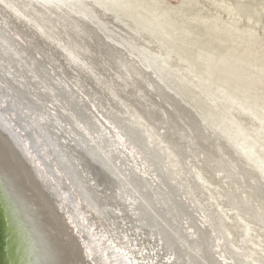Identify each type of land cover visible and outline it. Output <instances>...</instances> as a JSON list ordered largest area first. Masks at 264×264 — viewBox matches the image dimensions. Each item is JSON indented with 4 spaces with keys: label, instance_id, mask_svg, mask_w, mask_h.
I'll use <instances>...</instances> for the list:
<instances>
[{
    "label": "rangeland",
    "instance_id": "374dc122",
    "mask_svg": "<svg viewBox=\"0 0 264 264\" xmlns=\"http://www.w3.org/2000/svg\"><path fill=\"white\" fill-rule=\"evenodd\" d=\"M55 1L61 2L62 0H55ZM63 1L69 3L68 9L71 12L83 14L84 16L87 17V21H89L92 25L94 24L97 28H99L100 30L97 31L98 35L101 34V35H103V37H106V38L108 36L109 38H111L112 42L118 48L123 50L125 53L130 52L132 54V56H130V58L133 57L136 59V62H137L136 65L137 66L145 69L148 64L152 65V66H149L152 68V70L151 69H149V70L154 75L155 74L161 75L164 79L163 84L165 85V87L170 88V90L173 91L182 100V102L186 103L190 109L194 110V112L192 111L193 112L192 114L195 117H197V116L200 117L204 121V123L207 125V126L203 125V123H201V122H200L201 124L199 123L200 126H202V128L205 126L207 127V130L205 128H203V130H204V134H203L202 133L203 130L199 126V128H200L199 132H200V130H202V132H201L202 136L208 137V138L205 137L206 139H208L207 144L211 145L212 140L210 138L212 136L214 137L215 135H213V133H215L216 135L219 136V138L221 139L223 144L225 142L227 144V146L231 149L229 152L227 151L229 153V154H227L223 150H221V148L219 146H217V145L214 146L215 145L214 142L211 145V147L214 149H212L210 147V145L208 146L207 144H205V146L207 145L206 151L211 152V154H214L213 151L215 150V148L217 149V151H219V152H217L215 150V155L218 153L216 156L213 155L215 158L218 159L219 156L221 157L220 154H222V157H225L224 160L225 159H227V160L224 161L222 159L223 161H221V158H222L221 157L217 162V164L220 162L217 166L219 171L215 167L214 168L217 170H215L214 168L210 170L211 172H213L214 176L216 175V177L214 178L215 180H213V178H211L212 179L211 181L213 182L212 187H210V185H208V182L205 181V180H207V178L206 179H205V177L202 178V176L200 175V178L207 183V185L206 184H204V185L209 187V189H211L212 191L214 190V188H215V190L213 191V193H214V196H213V193L211 190L208 189L209 190L208 191L207 189L202 188V190H201L202 195L205 198L203 196H201V198L204 200L206 199V201L208 203L206 206L207 207L209 206L210 208H207L205 206L199 207L197 205L199 207L198 208L196 205H194L195 203L192 201V199L194 200V198L191 199L192 194H190L188 192V190H187L188 184H186L185 181L180 182V183H179V181L178 182L176 181L175 183H172L174 181L171 182V180L168 177L170 173L167 174V172H165V170L160 167L159 168V169H161L160 174L163 173V176L165 174H167L169 182L166 180L167 179L166 175L164 176V179L167 181L168 184H170V186L172 187V190H174V191H172L171 189H169L170 187L167 188L168 185L166 183H162V184L160 183L161 182L160 181L161 179H159L160 174L156 173L157 171L155 172L156 174H159L158 177L156 176L157 179L154 176H152V174L149 175L150 171L147 170L148 168L145 165V160H143L144 157L143 156H135V154L133 155L134 152H131V148L129 149L128 148L129 145H128V143H126V141L127 142L129 141V138H131L132 136L134 138L136 135H138V131L133 129L132 127H130L128 125L126 126L125 124H127V123H125L123 126H122V124L121 125L118 124L119 126H116V124H113L111 122V120L109 118H107L110 116L104 112V109L102 107H100L97 104V102H95V100L91 97V94L85 90V88L87 90H90L92 88V82L89 84H86L85 82L82 83L80 86L83 88V90H81L80 86H78L76 84V81L74 78V73L71 72L72 70H70V72L68 74H61V77L63 78L64 82L75 93H78V95L81 97V99L85 102L86 106L90 109V113L92 114V116H94L99 121L100 127L102 129H104L103 134H106L108 132L109 133L106 134L107 136L109 134H111L108 137H110L112 142L114 141L113 144L115 146L113 145V147L111 148L112 150L110 149L112 152H109L110 150L108 151L107 149H104V146H102L101 144L100 145L98 144L99 146L94 144V142L92 140H90L91 139L90 133H89V135H90L89 136L80 130L82 135L83 136L85 135L84 137L86 138V140L88 139L90 141L89 142L90 144L88 142L87 143L89 145H91V144H93V146L95 145L97 147L96 149L98 150L100 155H103L104 157L106 155L110 154L111 159L113 157L115 158L116 153L120 154V151L122 150L121 154L123 155V157H124L123 161L126 164L125 163L122 164V162L117 161V160L111 161L110 157L106 156L110 159V162H107V164L109 166L111 164L110 167H113V165H114V167L112 169L114 170L115 173H117V176H119L120 178L122 177L121 176V173H122L121 168L125 169L126 172L124 170H122V171H124L122 173V175H125V179L127 178L126 181L128 180L127 181L128 183L130 181L129 184L127 183L128 187L126 186V188H129L130 190H132L131 192L133 194H134V192L135 193L137 192L136 194H138V195L134 194V196H136V198L139 197L138 201L141 198L140 202H143V203L147 204L148 206L151 205V206H149V209L147 212L151 211L150 208H152V210H154V212H157V214L156 213L152 214L153 213L152 211H151L152 213L146 212V215L148 216V217L146 216L147 219H149V214H150V217L152 216L151 218L154 219L153 221H152V219H150L151 221L147 220V223L149 225H151V222H153V224H152L153 229H155L156 222L157 221L159 223L162 222L161 223L162 224L161 225V227H162L161 232L162 233L164 232L163 234H165V235L161 234L160 231H158L159 232L158 233L157 230L155 229V232H157L159 234V235L156 234L155 237H156V239H158L159 237H161V238L165 237V239H162V242H161V238H159L160 239L159 246L162 245L163 249L165 248L163 250L164 253L166 252L169 254V252H170V254L171 253L174 254V252H177V253H180V255L183 254L181 256L184 258L185 262L188 261V262H186L187 264H192V263H194V264H202L203 263L204 264L205 262H206V264H216L218 262H219L218 264H225L226 261H228V262H226V264H228V263L229 264H238V263H240V264L241 263L242 264H254L256 261H259L256 258L258 253L264 254L263 253L264 252L263 251L264 250V244H262L264 241V239H263L264 238L263 237L264 236V234H263L264 233V230H263L264 220L261 221L262 217L264 218V216H262V213L264 212V211H262V207L264 209V205H263L264 204V190H263L264 189V170L262 169L261 166H259V165L263 164L262 161L264 162V157H259V156L257 157L253 153L252 157L256 158L255 161H253L251 156H249V155H251L249 148H250L251 143L254 144V141H251L250 145L242 144V137H240V136H241V134H249L253 137V140L255 138V142L257 144L258 139H256V136H255L256 132L258 133V130L264 132V0H63ZM96 9H101V10H103V12L105 11V13L107 14V17H108V14L109 15L111 14L110 17H112V18H110V19H112V20L110 21V19L106 18L105 16H104L105 19H103V18H102V20L99 19L98 14L95 15V13H94ZM100 13H102V11ZM1 21L2 20L0 19V22ZM0 28H1V26H0ZM3 28H5L7 31H9V33L11 35L14 34V33H12V30L10 28H7L5 26ZM6 30H5V32H7ZM104 32L105 33L107 32L108 34L105 35ZM1 35L3 36V34H1ZM61 37L63 38L62 35H61ZM15 38H17L19 41H21V43H25V42H23L24 40H22L20 37L15 36ZM64 38H65V36H64ZM113 38L116 41H114ZM138 40H140V41H138ZM90 46H92V45H90ZM89 53H91L92 56ZM92 53H93V50L91 48V52L88 51V56L91 58H87V60L90 59V62H93V61H95L94 59H96V57H98L100 61H103L102 60L103 57L101 55L100 56L98 54L93 55L94 53L93 54ZM128 55H130V54H128ZM105 56L106 55H104V57ZM37 57H39L38 54H37ZM105 60L108 61L109 59L107 57H105ZM13 61L19 62L20 60L19 61L13 60ZM96 61H97V59H96ZM22 63L23 62L20 61V65ZM48 63H49V64H47L48 66L46 65V67L48 69L54 68L56 71H60L57 63H55L53 61H48ZM24 65L25 64L22 65V69L26 73H28L29 75L32 76V74L29 73L31 71L26 69L25 68L26 65L25 66ZM17 66L19 67V64ZM101 66H102L101 71L103 74L100 73L99 71L96 72L93 69H91L95 75H98L97 78H99V80H96V83H95V91H96V86H98V83L105 82V84H102V85H108V87H110L111 90L114 87L117 88L114 90L117 91L115 98H116V102L119 104V106L122 107L121 106L122 103H124L126 105V103L124 102V99H122V98H124L123 96L126 95L125 92H128V88L123 89L122 85L125 82L129 81L128 82L129 88H134L136 86V84L131 85L132 84L131 78L126 76L125 72L123 73L122 70L118 69V66L116 67L112 63H109V62H108L107 67L104 64ZM132 75H133L132 78L135 79V83L137 80V81L142 83V84H140L141 87H143L144 84L146 85L143 88L144 91L142 92V95L144 98H146V96H148L147 98L149 99V101L153 102L155 106L150 104V107H149L150 110H149L148 106H147L148 105L147 100L145 102V99L142 100V98L140 99V98H138V96L127 95V96H125V98H127L128 106H133V105L137 106L136 108H139L140 111L143 109L142 114L145 116L144 117L142 116V117L145 121L144 124H145L146 128H149L152 133L155 131L157 132V130H158L157 133H158V135L161 136V138L163 137L161 139V141L164 144L167 141L169 148L174 149V151H176V152H177V149L179 148L180 153L182 151V153L181 154L179 153L180 155L178 154V156H179V159L182 158V162H184V165L187 166V167L185 166L187 168L186 171L189 170V176L188 177L190 178V182H192V174H191L192 173V162L194 163L196 169H198L196 172L198 174H200L201 173L200 170H202L200 168L202 167V163H204V161H202L201 164H199L200 162L196 161L194 154H192V156H191V150L185 151L183 148V146H184L183 139L185 141V139L187 137L188 141L186 140L185 144H186V142H188L187 143L188 145L191 144V145H189L190 149H192V148L195 149V147H196L197 149H195V150L192 149V152L195 153V155L198 152L199 154L197 153V155L199 156L200 159H202L201 158L202 155H200V154H202L203 152L202 151H200L201 153L199 152L200 148H198V147H200V146L197 144V143H199V141L196 144L193 143L192 140L195 137L193 136L194 137L193 138L192 134L191 135L189 134L192 132H190L191 130L187 129L188 127H186L188 124L187 121H190L191 119L190 120L185 119V118H184V120H183V118L178 119L179 117L177 114H176V117H174V113H172L173 111H171V109H170L171 107L168 104L160 102L158 100V98L155 97V95H154L155 91H154L153 87H149L150 84L155 83L154 81H152V79L156 80L155 78H152V79L148 78V82H146V79L142 80L139 77L135 78L136 77L135 74H132ZM117 76L119 78L122 76L121 78H123L124 81H120V79H118ZM92 78H94V77H92ZM118 80H119V83L115 82ZM72 84H74V86ZM120 84H121V87H120ZM147 84H148V86H147ZM141 87H140V89H142ZM84 90L86 93L84 92ZM97 90H99V86H98ZM121 90H122V92H121ZM145 90H147V91H145ZM151 90L154 91V93ZM100 93H102V92H100ZM138 93H136L134 95H138ZM122 94H124V95H122ZM144 95H146V96H144ZM134 97L135 98L137 97V98L135 99ZM95 98H97V97H95ZM105 99H106V101H105ZM108 99H110V100H108ZM121 99L123 101H121ZM2 100H4V102H6L4 98H2ZM101 100L104 101L107 105H109V103H111V105H112V101H114L109 96L107 98L102 96ZM139 100H141V101H139ZM4 102H0V126H1L2 130L5 132L4 133L3 131H1L3 133L2 136L4 139H6V141L8 139V141L10 142V151L11 152L15 151L16 154L18 155L19 160L16 164L18 166L21 164L23 166L22 169H25L26 171H28V173L33 172L34 173L33 179H36L38 184L45 191V194L51 197V201L53 202L52 203L53 211H55L56 214L59 213L60 216H58V218L60 217L59 219L63 220V222L65 223L62 228H59L58 232L59 233L62 232V230L64 228V230L67 229L66 231L73 235L74 242L73 241L72 242L74 243L73 244L74 247L77 248L78 259H80V262L82 264H156L154 262L155 252H153L152 248L148 244L145 243V241L139 235V232L136 231L137 228L135 225L132 224V220L128 218V215L124 214V219L122 220L121 227L119 225H117L116 223L112 222V219L115 216L114 212L112 210H110V208L105 204L102 195L97 191V189H95V187L89 181H86L87 179L84 178L85 176H83V174L78 172V170L74 167L73 163L70 160L62 158V156H61V159H59V156H58L59 152L56 151L55 149L51 148V147H48V150H44V152H42V150H38V148H36V150H38V154H40V156H42V158H40V156H38V154H36V150H32V148H28V145L25 144L26 140H24V134L17 132L15 130L14 125H11L12 120H10V118H8V116H6V114H2V110H4V108H2V104H4ZM155 103H157V104H155ZM160 103H161V105H159ZM111 105H110V108H111ZM157 106L159 108L162 106L158 111L159 113L156 112L158 109ZM152 107H153V109L154 108L156 109V110L154 109L155 113L153 112ZM163 108H164V110H163ZM48 109L50 110L49 107H48ZM118 110H121V109L118 108ZM146 110H148V111H146ZM161 110H163L162 112H164V111L165 112L162 113ZM115 111L112 112L114 115H115ZM149 112H150V114H152V116L149 114ZM229 112H232L234 116H236L238 114L239 117H241L242 121L246 122L245 123L246 125H242L236 119H233L235 117L231 116L229 114ZM12 114H14V110H12ZM172 114H173V116H172ZM192 114H191V118H192ZM114 115H113V117H114ZM146 115H148V117ZM163 115H165V117H166V115H168L167 117H169V118H164V119H168V120L170 119V121H168V120L165 121L163 119ZM128 116H129L128 114H125L122 117L127 118ZM156 116H158V117H156ZM189 116H188V118H190ZM154 117H156V118H154ZM244 117L246 119H244ZM149 118H151V119H149ZM175 118L178 120H175ZM22 120H24V118H22ZM76 120H77V118H76ZM123 120H125V119H123ZM162 120H164L165 123ZM69 121H70V123H72V121L70 119H69ZM151 121H153L152 124H151ZM160 121L163 124H161ZM147 122H148V124H147ZM166 122H168V124ZM171 122H175L176 124H174V123L171 124ZM231 122L237 123L236 127L240 131V133L238 135L230 133L227 130L228 128L235 127L231 124ZM153 123L156 126L157 130L154 129L155 126H153ZM183 123H184V126H183ZM225 123H229L228 127L226 126ZM173 124H174V126H173ZM251 124H254L255 127L252 126ZM74 125H75V123H74ZM163 125L165 128L163 127ZM71 126H72V124H71ZM75 126L77 127V125H75ZM150 126L151 127L153 126V127L151 128ZM160 126H162V127H160ZM177 126L179 128H181L180 131L183 133L184 136L182 134H179L180 131L177 129ZM105 127L107 129H109L110 131L106 130ZM123 127H125V128L123 129ZM168 127H170L172 130L175 128L176 129L172 131ZM253 127L255 129H253ZM166 128H168V129H166ZM182 128H183V130H182ZM197 128H198V126H197ZM123 130H124V132H126V130H127V133L129 132L128 133L129 137L122 134ZM129 130L132 133H130ZM168 130H169V132H168ZM170 130L172 133L170 132ZM163 131H165V132H163ZM185 131L187 133L189 132L188 135ZM133 132H135V134ZM205 132H206V134H205ZM207 132L209 133V135L210 134L211 135L210 136L207 135L208 134ZM163 133L164 134L167 133L165 135L167 137H168V135L171 136L172 134H174L175 136L172 135L171 137L169 136L170 138L169 137L167 138L163 135ZM120 134L124 135V136H121ZM129 134L132 136L130 137ZM117 135H120L121 138ZM122 137L125 138V139L123 138L124 141H123ZM177 137H178V139H177ZM238 137H240V138L238 139ZM165 138L167 140H165ZM179 138H181V139H179ZM191 138H193V139L191 140ZM174 139L177 142H174L175 141ZM168 140H169V142H168ZM194 140H195L194 142H196V139H194ZM209 140H211V141H209ZM121 141H122V143H121ZM218 142H220V141H218ZM239 142H240V145H239ZM110 144H111V142H110ZM110 144L108 143V145H110ZM200 145H201V143H200ZM202 145L204 146V144H202ZM114 147H116V148H114ZM118 147H119L120 151H119V149H117ZM145 147H144V149H147V147L146 148ZM262 147L264 149L263 144H262ZM126 148H128V151ZM207 148H209V149L211 148V149L207 150ZM115 149L118 150V152H116ZM179 149H178V151H179ZM30 150H32V152H30ZM143 151L145 152L146 150H143ZM144 152H143V154L145 155L146 152L145 153ZM111 153H113V154H111ZM235 154L238 156V157L236 156L237 159L235 157ZM243 154H244V156H243ZM126 155H127V158H126ZM184 156H186L185 157L186 159L188 158V156H191L189 158L190 160L189 159L184 160L183 159ZM239 156L244 160H242ZM233 157H235L236 160L233 159ZM114 158H113V160H114ZM125 158L130 160V161L126 160ZM134 158L137 159V161ZM140 158L142 161L140 160ZM238 158H240L241 161L246 162V165L251 170L255 171V172L250 171V173H251L250 176L252 178L250 176L248 177L249 173L246 174L245 172H243V170H241V171L243 173H245L247 176L245 174H243L242 172L239 173L240 172L239 167L241 168V165L243 167V164L238 160ZM232 159H233V161H232ZM106 160H107V158H106ZM237 160L239 161V163ZM140 161L142 163H140ZM150 162H151V160H150ZM188 162L191 163L190 168L188 166V164H189ZM223 162L225 165L223 164ZM226 162H227V165H226ZM258 162H259V165H258ZM112 163H113V165H112ZM195 163H197V164H195ZM151 164L155 165L152 162H151ZM237 164H240V166L237 167L238 166ZM126 165H128V167L130 166L129 167L130 169ZM221 165H223V166H221ZM119 166H122V167H119ZM219 166H220V168H219ZM131 167H133V169ZM223 167L226 170L222 171ZM118 168L120 170H118ZM227 169H229V170H227ZM117 170L119 172H117ZM130 170L133 172V173H131V175L129 174ZM44 171H47L54 178H56V183L58 184V186L60 188H62L64 190V192H68V194H70V204H68V202H66L64 200V198H63V201L61 200V197L58 195V193L54 187L53 182L51 181V179L48 178V175ZM127 171H129V173ZM134 171L136 173L138 172V174H136ZM216 171H218V172H216ZM224 171H226L227 173ZM254 173H255V176H253ZM220 174H222V175H220ZM230 174L235 175L237 180L238 179L239 180L237 181L235 177L232 178L233 175H230ZM133 175H135L136 177L138 176L137 178H139V179H137L134 176L136 178V180H135ZM130 176H132L134 179L131 180ZM146 176H147V178H146ZM219 176L221 179L219 178ZM128 177H129V179H128ZM223 177H226V180ZM229 177H230V179H228ZM151 179L152 180L154 179V180L152 181ZM208 179H210V178H208ZM217 179H219L220 182H218ZM222 179H224L227 182V184H225L224 180H222ZM232 179L233 180L235 179L234 182ZM246 179H248V180L246 181ZM252 179H254L255 181L257 180V181L254 182V180H252ZM138 180H140L141 183ZM157 180H158V182H157ZM244 180H245V182H244ZM133 181L134 182L136 181L135 183L139 187L142 186V187H140V189H142L143 191H141L139 189V187L134 184ZM137 181H138V183H137ZM151 181H152V183H151ZM216 181H217V183H220V187H221L222 191L219 187L215 186ZM235 181L239 184H235L236 183ZM248 181L250 182V184L252 183L251 184L252 187H250L246 184V182L249 184ZM196 182H197V180H196ZM178 183L180 184L181 187L178 186L179 185ZM240 183H242V185H240ZM253 184H256V185H253ZM157 185H159V186H157ZM234 185H236V186H234ZM238 185H240V186H238ZM244 185H245V187H244ZM134 186L137 188H135ZM143 186H145V187H143ZM257 186H258V188H257ZM161 187L163 188V191H162ZM236 187L237 188L239 187L238 190ZM243 187H244V191L242 190ZM133 188H135V189H133ZM179 188H181V189H179ZM251 188L252 189L257 188V189L252 190ZM136 189H138L139 191ZM145 189H147V190H145ZM184 189L186 190L185 192H184ZM223 189H225V190H223ZM153 190H154V192H153ZM166 190L168 191L169 195L167 194ZM169 190H171L172 192ZM226 190H228V192ZM231 190L234 191L235 195H236V191H237V194L241 195V196H236V197H239V198H237L238 199L237 202L235 201V199L232 195L233 193ZM245 190H247L248 192ZM252 191L254 194L252 193ZM254 191H256V192H254ZM140 192H141V194H140ZM156 192H159L160 194L156 193ZM175 192H177V193H175ZM183 192H184V195H183ZM205 192H207V193L205 194ZM217 192H219L220 194ZM246 192L248 194L250 193L249 196ZM260 192L263 194V196ZM188 193L190 196L188 195ZM228 193H230L228 196L229 198L226 197L228 195ZM116 194H117V196H118V194L121 195L120 192H118ZM142 194L145 197L150 195L148 197H151V198H145ZM181 194H182V196H180ZM251 194H252V196H250ZM161 195L163 198L161 197ZM175 195L178 197V200L175 199L176 198ZM219 195H220V197H219ZM258 195L262 196V197H259ZM141 196H143V197H141ZM216 196H218V197H216ZM183 197H184V200L181 199ZM185 197H189L190 199L185 198ZM213 197H214V199H213ZM160 198H161V200H160ZM224 198L228 202H230V204L225 202ZM232 198L234 200H232ZM253 198H255L256 200H254ZM149 199H151V200H149ZM126 200L128 201L129 199L126 198L125 200H122V201H126ZM164 200H166V202ZM174 200H176V202H177L176 205H179L178 209H177V206L175 208V205L173 206L175 209H173V207H172V205L174 203L173 204H171V203ZM179 200L181 202L184 201V204H185V205L183 204L184 208L182 207ZM243 200H244V202H243ZM170 201H171V203H170ZM208 201H210V202H208ZM214 201H216V202H214ZM59 202H61L63 204L62 207L59 206V204H58ZM187 202H189V203H187ZM191 202H193V203L191 204ZM240 202H243V203H240ZM245 202H246V204H245ZM148 203H151V204H148ZM102 204H104V205H102ZM152 204L154 206H152ZM168 204H169V208H168ZM214 204H216V205H214ZM222 205L223 206L226 205V207H223ZM229 205L232 208H230ZM238 205H239V208H242V209L237 208V210L239 209L240 211L235 210L236 206L238 207ZM240 205H242V206L240 207ZM190 206H191V208H190ZM244 206H246V207L244 208ZM251 206H253L254 211H252L253 209L251 208ZM154 207L157 209H155ZM170 207H172V210L169 212ZM185 207L187 210H188L187 207H189V209L193 210L194 212L193 211L189 212V210L187 211L185 209ZM260 207H261V209H260ZM2 208H3V211H6L5 217L8 218L9 214L7 213L8 210H7V207L5 206V203L2 204ZM214 208H216V210H214ZM221 208H222V214L220 212ZM243 208L245 210H247L246 211L247 213L245 212V210ZM248 208H249V214L252 211L251 215L248 214ZM117 209H119V208L117 207ZM179 209L182 210L183 212H181ZM201 209H202V212H201ZM166 210H168V211H166ZM177 210H179V211H177ZM233 210H235V212ZM259 210L261 212H258ZM158 211H161V212L158 213ZM163 211L166 214H164ZM230 211H232V214ZM242 211H243V213H242ZM237 212L241 213L242 215L238 214ZM254 212H256V213H254ZM183 213H185V214H183ZM188 213H191V214L188 215ZM233 213L235 214V216ZM172 214H173V216H172ZM195 214L196 215L198 214V215L196 216ZM217 214H218V216H215ZM260 215H261V217H260L261 219L258 218V216H260ZM180 216H182V217H180ZM211 216H215V218H213ZM230 216H231V218H230ZM243 216H246V217L244 218ZM251 216L256 217L257 219L256 218L251 219L250 218ZM155 217H157V218L155 219ZM159 217H161L162 219ZM194 217H196V218H194ZM219 217L221 220H219ZM70 218H71V221H70ZM168 218L169 219L171 218V220H169ZM199 218L202 222H200ZM201 218H203V220H205L206 218L207 219H206V221H203ZM243 218H244V221L241 220ZM248 218H249V220H248ZM213 219H214V224H216V225H213ZM255 219L258 222L256 224H255V222H256ZM177 220H178V222H176ZM184 220H186V221H184ZM234 220H236V222ZM252 220H253V222H252ZM165 221L167 224L165 223ZM198 221L200 224L198 223ZM248 221L251 223L249 224ZM184 222L186 223V225ZM193 222H195L194 224L196 226L198 224V226H197L198 228L196 226L192 225V229H187V233H186L185 232L186 227L188 226V224H192ZM217 223H219V224H217ZM225 223H226L227 227H226ZM78 224H80L81 227ZM170 224H172V225H170ZM211 224L213 225V227H215V226L217 227V228L216 227L214 228L217 230V232H215V230L212 228ZM234 224H235V226H234ZM237 224H240V225H237ZM251 224L253 225V227ZM220 225L222 228L220 227ZM238 226H240V227L238 228ZM242 226H245V227H242ZM258 226H260V227H258ZM170 227H171V229H170ZM166 228L168 230H166ZM196 228H197V231H196L197 233L194 232L196 230ZM206 228H208V229H206ZM224 228H226L225 233H224ZM236 228H238V229H236ZM247 228L249 230H246ZM252 228H255V230ZM261 228H262V231H261ZM163 230H165V231H163ZM189 231L193 235V238L191 240H190V238L192 237V235H189V236L187 235L188 233H190ZM257 231L259 232L260 235H258ZM238 232H241L240 235L241 234L242 235L239 236ZM252 232L255 236L252 234ZM184 233H185V235H184ZM211 233L213 235H211ZM216 233H218L219 235ZM220 233L223 235H220ZM208 234H210L211 236ZM224 234H225V236H224ZM227 234L228 235L230 234V235L228 236ZM60 235H61V233H60ZM179 235H183V236H179ZM204 235H206V236H204ZM166 236H168V239ZM177 236L180 238L183 237V240L178 238ZM195 236L198 238H196ZM200 236H202L204 239H207L206 241H211V242L213 241V242L212 243L210 242V244H209V242H205V240L202 237H201L202 239L200 238V240H199ZM207 236H208V238L209 237L210 238L209 239L206 238ZM226 236H228L229 238L228 237L226 238ZM231 236H233V238ZM184 238H185V240H184ZM194 238H196V239H194ZM215 238L216 239L218 238L219 240H217V242H216ZM232 239H235V240H232ZM255 239H256V241H254ZM224 240L226 242H224ZM247 240H249V242ZM259 240H260V242H259ZM64 241L66 242V239H64ZM168 241H170V242H168ZM174 241H176V242L180 241V243L178 242V244H177ZM193 241H195L196 245L193 244L194 243ZM219 241H220V243L222 241V243L220 244ZM234 241L236 244L234 243ZM250 241H251V243H250ZM184 242H186V243H184ZM213 243H216L217 245L218 244L219 245L217 246L216 244H213ZM254 243L257 245H255ZM260 243H261V245L259 246ZM179 244H180V246H179ZM222 244H224V245H222ZM226 244L228 246L225 247ZM244 244L246 245V247H248L249 244H250L249 247H251V248L256 247L254 249H256V250L258 249L257 250L258 252H255V254L251 252L252 256H251V253H249V257L243 258V260H244L243 261L241 257H238V255H239L238 253H240L241 250H237L236 246H239V247L245 249L246 247ZM164 245H166V246H164ZM187 245L190 246L191 248H189ZM214 245H215V248H214ZM220 245H222V246H220ZM196 246H199V247H196ZM205 246H207V247L205 248ZM185 247L187 248L186 249L187 251L185 250ZM193 247H194V250H193ZM216 247L218 248V250ZM228 247H230V248H228ZM177 248H179V249L177 250ZM197 248H199V250ZM225 248H227L225 253L228 252L227 253L228 255L230 253L231 254L233 253L232 255L231 254L229 255V256H231L230 258H232V259H230L229 256H227V254H225V256L228 259L226 258V260L224 262H222V261H220L221 259L218 258V255H219V253H221L220 250L223 249L222 252H224ZM231 248H232V252H231V250H229ZM233 248H235L236 250ZM202 249H203V252L206 249L209 253L211 251V253H213V256L215 258L216 257L218 258V259H215L218 262L215 261L214 258L209 255V253L206 256L203 253L204 255L202 257V251H200ZM207 251H205V252H207ZM218 251H220V252H218ZM187 252H189V253L187 254ZM193 252H194V254H193ZM214 252H216V253H214ZM235 252H236V254H234ZM191 253H192V255H190ZM195 253H197V254L195 255ZM199 253L201 255L198 256ZM184 254H187V256L184 257ZM25 256H26V254H25ZM207 256H210L209 258H213V260L210 259L211 263L209 262V258ZM233 256H234V258H233ZM235 256L238 257L239 259L238 258L236 259ZM254 256H255V258H254ZM194 257H196V258H194ZM206 258H208V259H206ZM176 259H180V258L176 257ZM190 259H192V260H190ZM247 259H248V261H250L249 263L246 262ZM237 260H239V261H237ZM172 261H175V258H173ZM197 261H199V262H197Z\"/></svg>",
    "mask_w": 264,
    "mask_h": 264
},
{
    "label": "bare ground",
    "instance_id": "6f19581e",
    "mask_svg": "<svg viewBox=\"0 0 264 264\" xmlns=\"http://www.w3.org/2000/svg\"><path fill=\"white\" fill-rule=\"evenodd\" d=\"M68 4H69L68 2H65L63 0L61 2H57L55 0H0V19L2 20L0 22V26H1V28H0V102H4V100H2V98H4L5 101H6V102H4V104H2V108H4V110H2V114H6V116H8V118H10V120H12L11 121V125H14L15 130L17 132H20V133L24 134V140H26L25 144L28 145V148H32V150H36V148H38V150H42V152H44V150H48V147H51V148H53V149H55L56 151L59 152L58 153L59 159H61V156H62V158L70 160L73 163L74 167L78 170V172H80L81 174H83V176H85L84 178L87 179L86 181H89L95 187V189H97V191L102 195L105 204L110 208V210H112L114 212L115 216L112 219V222L116 223L117 225H119L121 227L122 220L124 219V214L128 215V218L132 220V224L136 226V228H137L136 231L139 232V235L142 237V239L145 241V243L148 244L152 248L153 252H155L154 262L156 264H187L186 262H188V261L185 262L184 258L181 256L183 254L180 255V253L174 252L175 250L173 251L174 254H172V253L170 254V252H169L170 250L168 251L169 254L166 253V252L164 253L163 250L165 248L163 249L162 245L159 246V242H160L159 238H161V237L156 239L155 235L159 233L158 231H160V232L162 231V227H161V225H162L161 223L162 222L159 223L156 220L158 223L156 222L155 229L157 230L158 233L155 232V229H153V225H152L153 222H151L152 226L147 223V220L151 221L150 219H152L151 218L152 216L150 217V214H149V219H147L148 216L146 215V212L148 211L149 206H151V205L148 206L147 204H145L143 202H140L141 198L138 201L139 197L136 198V196H134V194H136L137 192L135 193L133 191L134 192V194H133L131 192L132 190H130L129 188H126L128 180L126 181L127 178L125 179V175H122V173L124 171L126 172V170L121 168V172L122 173L121 172L120 173H121L122 177L120 178L119 176H117V173H115L114 170L112 169L114 167V165H113L114 162L112 163L113 167H110L111 166L110 163H109L110 166L107 164V162H110V159H111L110 154L109 155L105 154L106 156L110 157V159L108 157H106V156L104 157L103 155H100V153L96 149L97 147L95 145L93 146V144L89 145L90 141L88 139L86 140V138L84 137L85 135L84 136L82 135L81 131L84 132L86 135H89V133H90V135L92 136L91 137L89 135L90 138H91L90 140H92L94 142V144H96V145H98V144L100 145L101 144L102 146H104V149H107L108 151L114 145L113 144L114 141L112 142L110 137H108L111 134H109L108 136L106 134H108L109 132L106 133V134H103L104 133L103 132L104 129H102L100 127L99 121L94 116H92V114L90 113V109L86 106L85 102L81 99V97L78 95V93H75L64 82L63 78L61 77V74H68L70 72V70H72L71 72L74 73V78H75L76 84L78 86H80L84 82L86 84H89V83L92 82V88L90 90H87L85 88V90L88 93L91 94V97L95 100V102H97V104L104 109V112L107 113V115L110 116V117H107V118H109L113 124H116V126H119L121 124L123 126L125 123H127V124H125L126 126L128 125V126L132 127L133 129L138 131V135H136L134 138H133L132 135L129 134L130 137L131 136L132 137L129 138V141L128 142L126 141V143H128V145L130 146V147L128 146V148L129 149L131 148V152H134L133 155L135 154V156H143L144 157L143 160H145V165L148 168V169L147 168L146 169L150 171L149 175L152 174V176H154L155 178H156V176L158 177V175L161 173L160 172L161 169H159L161 167L162 169L165 170V172H167V174L170 173L168 177L171 180V182L174 181L172 183H175L176 181L177 182L179 181V183L185 181L186 184H188V189L187 190H188V192L190 194H192L191 199L194 198V200L192 199V201L195 203L194 205H196V206L198 205L199 207H202V206L207 207L206 205L208 203H207L206 199L204 200V199L201 198V196H203L201 190H202V188H205L207 190L209 189V187L204 185V184L207 185L206 182H208V185H210V187H212L213 182L211 181L212 180L211 178H213V180H215L214 178L216 177V175L214 176L213 172H211L210 170L213 169L214 167L217 168L218 164L220 163L219 162L217 164V162L222 157V154H220L221 157L219 156V158L217 159V158L214 157V156H216L218 154L217 153L215 155V150L217 151L216 148L213 151L214 154H211V152L206 151L207 145L209 146L210 144H207L208 143V141H207L208 139H206V138H208V137H206V136H205L206 138L203 137L201 132H202L203 128H205L207 130V127H206L207 125L204 123V121L200 117H198V116L195 117L192 114L194 112V110L190 109L189 106L186 103L182 102V100L173 91H171L170 88L165 87V85L163 84L164 79H163V77L161 75H159V74H157V75L155 74L154 75L149 70V69L152 70V68L149 67V66H152V65L148 64L145 69L142 68V67L137 66L136 65L137 64L136 59L133 58V57L130 58V56H132V54L130 52H126L127 53L126 54L123 50L118 48L112 42L111 38H109L108 36L106 38V37H103V35H101V34L98 35L97 31H99L100 29L97 28L94 24L92 25L89 21H87V17L84 16L83 14L71 12L68 9V6H69ZM101 11H102V13H100ZM94 13H95V15L98 14V17L101 20H102V18L105 19L104 16L106 18H108V19L112 18V17H110L111 14L110 15L108 14V17H107V14L105 13V11L103 12V10H101V9H96ZM111 20L112 19H110V21ZM4 26L7 27V28H10L12 30V33H14V34L11 35L9 33V31H7L5 28H3ZM5 30L7 32H5ZM1 34H3V36ZM104 34L107 35L108 33L104 32ZM61 35L63 36V38L61 37ZM15 36L20 37L22 40H24L23 42H25V43H21V41H19L17 38H15ZM64 36H65V38H64ZM113 40L116 41L114 38H113ZM138 41H140V40H138ZM90 45H92V46H90ZM91 48H92L93 53H94V54L93 53L92 54L93 55H97L98 54L99 56L101 55L103 57V59H102L103 61H100L98 57H96L97 61H96V59H94L95 61H93V62H90V59L87 60V58H91V57L88 56V51L91 52ZM37 54L39 55V57H37ZM89 54L91 55V53H89ZM128 54H130V55H128ZM104 55H106L105 57H107L109 59L108 61L105 60ZM13 60H18V61L20 60L23 63L20 65V61L16 62V61H13ZM48 61H53V62L57 63L58 66H59V70L60 71H56L54 68L48 69L46 67V65L49 64ZM108 62L112 63L116 67L118 66V69L122 70L123 73L125 72V75L131 78V83H132L131 85L136 84V86L134 87L135 89L134 88H129V83H128L129 81L128 80H127L128 82H125L122 85L123 89L124 88H128V92H125V94H126L125 96H127V95L138 96V98H140V99L142 98V100L145 99V102L147 100L149 102V103L147 102V104H148L147 106H148V109H149L150 104L154 105V103L149 101V99L147 98L148 96L144 95V96H146V98H144L143 95H142V92L144 91L143 88L146 85L144 84L143 87H141L140 84H142V83L137 81V80H136V83H135V79L132 78V76H133L132 74H135V76H136L135 78L139 77L142 80L146 79V82H148V78H150V79L155 78L156 80L152 79V81H154L155 83L150 84V86H149V87H153L155 93H154V91H152L153 89L151 91L154 93L155 97L158 98V100L160 102L168 104L171 107L170 109H171V111H173L172 113H174V117H176V114H177L178 117H179L178 119H181V118H183V120H184V118L188 119V120L191 119L190 121H187L188 124L186 123L187 124L186 127H188L187 129H190L191 130L190 132H192V133H189V132L188 133L190 135L192 134V137L194 136L195 138L194 137L193 138L196 139V142H194L195 140L193 138H191V140L193 139L192 140L193 143L196 144L199 141V143H197V144L200 146V147H198V148H200L199 152L200 151L203 152L202 154H200V155H202L201 156L202 159H200L199 156L197 155L198 152L196 153V155H195V153L192 152V149L193 150L197 149L196 147H195V149L192 148V147H191L192 149H190L189 145H191V144L188 145L187 144L188 142H186V144H185V141L187 140V137H186L185 141L183 139V142H184L183 148H184L185 151L186 150H188V151L191 150V156H192V154H194V157H195L196 161L200 162L199 164H201V162L204 161V163H202V167L200 168V169H202V170H200L202 174L201 173L198 174L196 172L198 169H196L194 163L192 162V173H191L192 174V182H190V178L188 177L189 176V170L186 171L187 170V168H186L187 166L184 165V162H182V158L179 159L178 154L180 153V149L178 148L179 151L177 149V152H178L177 153L176 151H174V149L169 148V146L167 144V141L164 144L161 141V139L163 137L161 138V136L158 135V133H157L158 130L156 129V126L154 125V123H153V126H155L154 129L157 130V132L154 130L156 133L155 132L152 133L149 128H146V126L144 124L145 121L143 119V117L145 115L142 114L143 113L142 112L143 109L140 111L139 108H136L137 106H134V105L133 106H128L127 98H125V96H123L124 98H122V99H124V102L126 103V105L124 103H122L121 104L122 107H120L119 104L116 102V98H115L117 91H115L114 89H117V88L114 87L111 90V88L108 87V85H102V84H105V82L98 83L99 90H97L98 86H96V91H95V83H96V80H99V78H97L98 75H95L91 69H93L96 72L99 71L100 73H102V71H101L102 70L101 69L102 66L101 65L104 64L107 67ZM18 64H19V67L17 66ZM23 64L26 65V66L24 65L26 69L31 71L29 73L32 74V76L29 75L28 73H26L22 69V65ZM92 77H94V78H92ZM121 77L119 78L117 76V78L120 79V81H124L123 78H121ZM115 82L119 83V80L115 81ZM148 84H147V86H148ZM72 85L74 86V84H72ZM120 87H121V84H120ZM140 87L142 89H140ZM80 88H81V90H83V88L81 86H80ZM85 90H84V92H85ZM122 90H121V92H122ZM145 91H147V90H145ZM100 92H102V93H100ZM136 93H138V95H134ZM122 95H124V94H122ZM102 96L105 97V98H107L108 96L111 97L114 100V101H112V105H111V103H109V105H107L104 101H102L101 100ZM95 97H97V98H95ZM122 99H121V101H123ZM108 100H110V99H108ZM105 101H106V99H105ZM139 101H141V100H139ZM155 104H157V103H155ZM110 105H111V108H110ZM159 105H161V103ZM48 107L50 108V110L48 109ZM118 108H120L121 110H118ZM160 108L158 107L156 112H158ZM154 109L152 107L153 112H154ZM12 110H14V114H12ZM163 110H164V108H163ZM163 110H161V112ZM114 111H115V115L112 113ZM146 111H148V110H146ZM164 112H162V113H164ZM124 113L128 114L129 116L127 118H123L122 116L125 115ZM112 114L114 115V117H113ZM149 114H150V112H149ZM191 114H192V118H191ZM229 114L231 116L235 117L233 119H236L242 125H246L245 124L246 122H243L241 117H239L238 114L236 116H234L232 112H229ZM148 115H146V116L148 117ZM150 115L152 116V114H150ZM167 116L168 115H166V117H165V115H163V119L164 118H169ZM172 116H173V114H172ZM188 116L190 118H188ZM156 117H158V116H156ZM156 117H154V118H156ZM22 118H24V120H22ZM76 118H77V120H76ZM69 119L72 121V123H70ZM123 119H125V120H123ZM149 119H151V118H149ZM178 119L175 118V120H178ZM244 119H246V118L244 117ZM164 120L167 121L168 119H164ZM164 120H162V121L164 122ZM168 121H170V119ZM73 122L75 123V125H77V127L74 125ZM152 122L153 121H151V124H152ZM175 122H171V124L172 123L176 124ZM200 122L203 123V125H206V126L202 128V126H200V124H201ZM160 123H161V121H160ZM166 123L168 124V122H166ZM71 124H72V126H71ZM147 124H148V122H147ZM161 124H163V123H161ZM174 124H173V126H174ZM225 124L228 127L229 123H225ZM231 124L233 126H235V127L228 128L227 130L230 133L238 135L240 133V131L236 127L237 123L231 122ZM251 125L254 126V124H251ZM183 126H184V123H183ZM197 126H198V128H197ZM199 126L202 128V130H200V132H199V129H200ZM160 127H162V126H160ZM163 127H164V125H163ZM170 127H168V128H170ZM254 127H253V129H255ZM124 128L125 127H123V129ZM168 128H166V129H168ZM175 129H173V130H175ZM177 129L179 131L181 130V128H179L178 126H177ZM106 130L110 131L107 128H106ZM171 130H170V132H171ZM182 130H183V128H182ZM1 131H3V130L1 128V126H0V264H82L80 262V259H78L77 248L74 247V245H73L74 244L73 243L74 242L73 235L71 233L67 232L66 231L67 229L64 230V228H63L62 232H60L62 236L58 232L59 228H62L65 223L63 222V220L59 219L60 217L58 218V216H60L59 213L56 214L55 211H53V206H52L53 202L51 201V197L46 195L45 191L38 184L36 179H33V177H34V173L33 172H29L28 173V171H26L25 169H22L23 166L21 164L19 166L16 164L18 162V160H19V157H18V155L16 154L15 151H12V152L10 151V142L8 141V139L6 141V139L3 138V136H2L3 133ZM163 132H165V131H163ZM168 132H169V130H168ZM128 133H127V130H126V132H124V130H123L122 134H124L125 136H128ZM130 133H132V132L130 131ZM133 133L135 134V132H133ZM188 133H187V135H188ZM202 133L204 134V130H203ZM166 134L163 133L164 136ZM179 134L183 135V133L181 131H180ZM205 134H206V132H205ZM120 135H117V136L120 137ZM124 135H121V136H124ZM172 135H174V134H172ZM207 135H209V133ZM213 135H215V136L214 137L212 136L211 138L209 137L212 141L211 140H209V141H211L212 143L214 142L215 143L214 146H216V145L219 146L221 148V150H223L225 153L229 154L228 152L231 149L227 146V144L225 142L223 144V142L221 141L219 136L216 135L215 133H213ZM169 136L170 135H168V137ZM255 136H256V139H258V143L257 144L255 142V138L253 140V137L251 135H249V134H241V136H240V137H242V144L250 145V142L254 141V144L251 143L250 148H249L250 153H251V155H249V156H251L253 161H255V159H256L255 157H252L253 153L257 157L258 156L259 157H264V149L262 147V144L264 145V132L258 130V133L256 132ZM165 137H167V136H165ZM240 137H238V139ZM123 138L124 137H122V139ZM124 139H123V141H124ZM177 139H178V137H177ZM179 139H181V138H179ZM165 140H167V139L165 138ZM169 140H168V142H169ZM218 141H220V142H218ZM110 142H111V144H110ZM174 142H177V141L175 140ZM108 143L110 145H108ZM121 143H122V141H121ZM200 143H201V145H200ZM212 143H211V145H212ZM202 144H204V146ZM205 144H207V145L205 146ZM211 145H210V147H211ZM239 145H240V142H239ZM145 146L147 147V149H144ZM114 148H116V147H114ZM128 148H126L127 151H128ZM117 149H119V147ZM208 149L209 148H207V150ZM212 149H214V148H212ZM32 150H30V152H32ZM38 150H36V154H38ZM111 150L109 152H112ZM143 150H146L145 151L146 152L145 155L143 154V152H144ZM119 151H120V149H119ZM121 151H120V154H121ZM116 152H118V150H116ZM217 152H219V151H217ZM181 153H182V151H181ZM111 154H113V153H111ZM120 154L116 153L115 158L113 157L114 160L112 158L111 161L117 160V161L122 162V164L125 163L123 161V159H124L123 155L122 154L120 155ZM38 156H40V154H38ZM186 156L183 157L184 160L186 159L185 158ZM191 156H188V158L186 160H188ZM236 156L237 155L235 154V157ZM243 156H244V154H243ZM235 157H233V159H235ZM237 157H236V159H237ZM40 158H42V156H40ZM106 158H107V160H106ZM126 158H127V155H126ZM224 158L225 157H222L221 161H223ZM240 158H238V160L243 164V167L241 165V168H240L239 167L240 164H237L238 165L237 167H239V169H240L239 173H241L242 172L241 170H243V172H245L246 174L249 173V175H248V177H249L251 175L250 171H254V170H251L246 165V162L241 161ZM233 159H232V161H233ZM126 160H128V159H126ZM135 160L137 161V159H135ZM140 160H141V158H140ZM150 160L156 166L152 165ZM225 160H227V159H225ZM242 160H244V159H242ZM128 161H130V160H128ZM141 161H140V163H142ZM239 161H238V163H239ZM262 163L264 164L263 161H262ZM190 164L191 163L188 164L189 168L191 167ZM195 164H197V163H195ZM223 164H224V162H223ZM263 164L259 165V162H258V165L261 166L262 169L264 170V165ZM128 165H126V166L128 167ZM226 165H227V162H226ZM221 166H223V165H221ZM119 167H122V166H119ZM131 168L133 169V167H131ZM219 168H220V166H219ZM217 169H215V170H217ZM118 170H120V169L118 168ZM118 170H117V172H119ZM122 170H124V171H122ZM223 170H226V169L223 167L222 171ZM227 170H229V169H227ZM218 171H219V169H218ZM218 171H216V172H218ZM44 172H46V174L48 175V178L51 179V181L53 182L54 187H55L58 195L61 197V200L63 201V198H64V200L66 202H68V204H70V194H68V192H64V190L58 186V184L56 183V178H54L47 171H44ZM127 172L129 173V171H127ZM155 172L159 173V174H156ZM224 172H226V171H224ZM131 173H133V172L130 170L129 174L131 175ZM245 173H243V174H245ZM136 174H138V172ZM167 174H165L166 177H167ZM200 175L202 176V178H204V177H205V179L207 178V180H205L206 182L203 181L200 178ZM220 175H222V174H220ZM230 175H233V174H230ZM134 176L135 175H133V177ZM164 176H163V173L160 174V177H159V179H161L160 183L161 184L162 183H166L168 185L167 188L170 187L169 189L172 190V187L170 186V184L167 183V181L169 180L168 177H167V179H166L167 181H166L164 179ZM253 176H255V173L253 174ZM133 177L130 176L131 180L134 179L136 176L134 178ZM234 177L236 178L235 175L232 176V178H234ZM136 178H135V180H136ZM146 178H147V176H146ZM208 178H210V179H208ZM219 178H220V176H219ZM223 178H225V180H226V177H223ZM128 179H129V177H128ZM137 179H139V178H137ZM228 179H230V177ZM196 180H197V182H196ZM217 180H218V182H220L219 179H217ZM222 180H224V179H222ZM225 180H224V183L227 184V182ZM234 180H233V182H234ZM236 180H237V178H236ZM247 180L248 179H246V181ZM252 180H254V179H252ZM138 181L141 183L140 180H138ZM138 181H137V183H138ZM152 181H151V183H152ZM256 181L254 180V182H256ZM135 182H134V184L136 185ZM157 182H158V180H157ZM244 182H245V180H244ZM129 183H130V181H129ZM216 183H217V181H216ZM216 183H215V186H217V187H219L221 189L220 183H217V184ZM235 184H239V183L236 182ZM246 184L248 186L252 187L251 186L252 183L250 184V182H249V184H250L249 185L246 182ZM159 185H157V186H159ZM240 185H242V183H240ZM240 185H238V186H240ZM245 185H244V187H245ZM253 185H256V184H253ZM136 186H138V185H136ZM178 186L181 187L180 184ZM234 186H236V185H234ZM140 187H142V186H140ZM140 187H139V189H140ZM143 187H145V186H143ZM244 187L242 188L243 191H244ZM135 188H137V187H135ZM135 188H133V189H135ZM238 188H237V190H238ZM257 188H258V186H257ZM257 188H253V189L251 188V189L254 190V189H257ZM179 189H181V188H179ZM136 190H138V189H136ZM140 190L143 191L142 189H140ZM145 190H147V189H145ZM154 190H153V192H154ZM171 190H169V191H171ZM209 190H211V189H209ZM214 190H215V188H214ZM223 190H225V189H223ZM162 191H163V188H162ZM172 191H174V190H172ZM185 191L186 190L184 189V192ZM213 191H212V193H213ZM221 191H222V189H221ZM226 191L228 192V190H226ZM245 191H247V190H245ZM118 192H120L121 195L118 194V196H117L116 193H118ZM184 192H183V195H184ZM254 192H256V191H254ZM156 193H159V192H156ZM175 193H177V192H175ZM189 193H188V195H189ZM206 193L207 192H205V194ZM217 193H219V192H217ZM232 193H233L232 195H233L235 201L237 202V200H238L237 198H239V197H236V196H241V195L237 194V191H236V195H235L234 191H232ZM252 193H253V191H252ZM140 194H141V192H140ZM167 194H168V191H167ZM229 194L230 193H228V195L226 197H228ZM249 194H248V196H249ZM136 195H138V194H136ZM150 195H148V196H150ZM143 196H141V197H143ZM148 196L147 197L144 196V197L145 198H151V197H148ZM180 196H182V194ZM213 196H214V193H213ZM250 196H252V194ZM262 196H263V194H262ZM262 196H259V197H262ZM161 197H162V195H161ZM175 197L174 198L176 200H178V197L176 195H175ZM216 197H218V196H216ZM219 197H220V195H219ZM126 198H128L129 200L128 201L127 200L126 201H122V200H125ZM185 198H189V197H185ZM181 199L184 200V197L181 198ZM213 199H214V197H213ZM234 199L232 198V200H234ZM253 199L256 200L255 198H253ZM149 200H151V199H149ZM160 200H161V198H160ZM176 200H174L172 203H171V201H172L171 200L170 203L171 204L174 203L172 205V207L175 205V208L177 206V209H178L179 205H176L177 204ZM164 201L166 202V200H164ZM189 202H187V203H189ZM193 202H191V204ZM208 202H210V201H208ZM214 202H216V201H214ZM225 202L230 204V202H228L226 199H225ZM243 202H244V200H243ZM243 202H240V203H243ZM3 203H5V206L7 207V210H8L7 213L9 214V217H8L9 219L7 217H5L6 216V214H5L6 211H3V208H2V204ZM180 203H181L182 207L185 205L184 201L183 202L180 201ZM58 204L61 207L63 206V204L61 202H59ZM148 204H151V203H148ZM153 204H152V206H154ZM245 204H246V202H245ZM102 205H104V204H102ZM214 205H216V204H214ZM242 205H240V207ZM191 206H190V208H191ZM117 207L119 209H117ZM172 207H170L169 212L172 210ZM223 207H226V205L223 206ZM245 207L246 206H244V208ZM168 208H169V204H168ZM175 208L173 207V209H175ZM187 208H188L189 212L193 211V210L189 209V207H187ZM207 208H210V207L208 206ZM230 208H232V207L230 206ZM237 208H239V205H238V207L236 206L235 210H237ZM251 208L253 209V206H251ZM155 209H157V208H155ZM185 209H186V207H185ZM239 209H242V208H239ZM239 209L237 211H240ZM260 209H261V207H260ZM150 210L153 212L152 213L151 211H149L152 214H155V213L157 214V212H154V210H152V208H150ZM179 210H177V211H179ZM214 210H216V208H214ZM235 210H233V211L235 212ZM161 211H158V213L161 212ZM166 211H168V210H166ZM180 211L183 212L182 210H180ZM246 211L247 210H245V212ZM252 211H254V209ZM252 211H251V213H252ZM262 211H264L263 207H262ZM149 212H147V213H149ZM201 212H202V209H201ZM220 212L222 214V208H221ZM230 212L232 214V211H230ZM256 212H254V213H256ZM258 212H261V211L259 210ZM237 213L242 215L239 212H237ZM242 213H243V211H242ZM251 213L249 214V208H248V214L251 215ZM164 214H166V213L164 212ZM183 214H185V213H183ZM190 214L191 213H188V215H190ZM172 216H173V214H172ZM215 216H218V214L215 215ZM215 216H211V217L215 218ZM234 216H235V214H234ZM262 216H264V212L262 213ZM157 217H155V219ZM180 217H182V216H180ZM220 217H219V220H221ZM243 217L245 218L246 216H243ZM260 217H261V215L258 216V218H260ZM159 218H161V217H159ZM194 218H196V217H194ZM230 218H231V216H230ZM244 218L241 219V220L244 221ZM250 218L252 219V218H256V217H252L251 216ZM201 219L203 220V218H201ZM206 219L203 220V221H206ZM256 219H255V221H256ZM153 220L154 219H152V221ZM169 220H171V218ZM199 220H200V218H199ZM236 220H234V221L236 222ZM248 220H249V218H248ZM263 220H264V218L262 217L261 221H263ZM70 221H71V218H70ZM184 221H186V220H184ZM176 222H178V220ZM200 222H202V221L200 220ZM252 222H253V220H252ZM165 223H166V221H165ZM194 223L195 222H193L192 224H188V226L186 227V231H185L186 233H187V229H192V225L196 226ZM198 223H199V221H198ZM226 223H225V225H226ZM250 223L251 222H249V224ZM256 223H258V222L256 221L255 224ZM217 224H219V223H217ZM78 225L80 226V224H78ZM170 225H172V224H170ZM185 225H186V223H185ZM213 225H216V224H214V219H213ZM213 225H212V228L214 229L216 226L213 227ZM237 225H240V224H237ZM197 226H198V224H197ZM234 226H235V224H234ZM171 227H170V229H171ZM220 227H221V225H220ZM226 227H227V225H226ZM239 227L240 226H238V228ZM242 227H245V226H242ZM252 227H253V225H252ZM258 227H260V226H258ZM197 228H196V230L194 232L197 231ZM238 228H236V229H238ZM206 229H208V228H206ZM225 229L226 228H224V233L226 232ZM252 229L255 230V228H252ZM166 230H168V229L166 228ZM214 230H215V232H217L216 229H214ZM246 230H249V229L247 228ZM263 230H264V228H263ZM163 231H165V230H163ZM261 231H262V228H261ZM163 233L161 232V234H163ZM190 233H188L187 235L188 236L192 235V233L191 234ZM238 233H239V236L242 235V234L240 235L241 232H238ZM216 234H218V233H216ZM252 234H253V232H252ZM163 235H165V234H163ZM184 235H185V233H184ZM208 235H210V234H208ZM211 235H213V234L211 233ZM220 235H223V234L220 233ZM258 235H260L259 232H258ZM179 236H183V235H179ZM204 236H206V235H204ZM224 236H225V234H224ZM228 236H226V238ZM166 237L168 239V236H166ZM201 237L202 236L199 237V240H200ZM231 237L233 238V236H231ZM63 238L66 239V242L64 241ZM178 238H180V237H178ZM192 238H193V235L190 238V240ZM196 238H198V237H196ZM196 238H194V239H196ZM206 238H208V236ZM162 239H165V237L161 238V242H162ZM180 239L183 240V237H181ZM184 240H185V238H184ZM204 240H205V242H209V244L211 242V241H206L207 239H204ZM217 240H219V239L217 238L216 242H217ZM232 240H235V239H232ZM247 241L249 242V240H247ZM254 241H256V239ZM168 242H170V241H168ZM174 242H176V241H174ZM178 242L180 243V241H178ZM178 242H176V243L178 244ZM186 242H184V243H186ZM193 242H194L193 244H195V241H193ZM224 242H226V241L224 240ZM259 242H260V240H259ZM219 243H220V241H219ZM221 243H222V241H221ZM234 243H235V241H234ZM250 243H251V241H250ZM213 244H216V243H213ZM224 244H222V245H224ZM262 244H264V241H263ZM222 245H220V246H222ZM249 245H248V247H246V245H245V247H246L245 249H243V248H241L239 246H236L237 250H241L240 253H238L239 254L238 257H241L242 260L245 257H249V253L252 252V253L255 254V252H258L257 251L258 249L257 250L254 249L256 247H252L253 248L252 249L251 247H249ZM255 245H257V244H255ZM260 245H261V243L259 244V246ZM164 246H166V245H164ZM179 246H180V244H179ZM226 246H228V245L226 244L225 247ZM188 247L191 248L190 246H188ZM196 247H199V246H196ZM206 247L207 246H205V248ZM214 248H215V245H214ZM228 248H230V247H228ZM178 249L179 248H177V250ZM186 249L187 248L185 247V250ZM197 249L199 250V248H197ZM226 249L227 248H225L224 252H222V250H220L221 253H219V255H218V258L221 259L220 261H222V262H224L226 260V258H227L225 256V254L228 253V252L225 253ZM233 249H235V248H233ZM193 250H194V247H193ZM217 250H218V248H217ZM229 250H231V252H232V248L229 249ZM200 251H202V257H203L204 254L206 256L209 253L207 251V249L205 250L207 252H205V251L203 252V249L200 250ZM220 251H218V252H220ZM24 253L26 254V256H25ZM188 253L189 252H187V254ZM200 253L198 254V256L201 255ZM210 253H211V251H210ZM210 253H209V255L211 257H213L214 260L218 259L217 257L215 258L213 256V253H211V254ZM214 253H216V252H214ZM252 253H251V256H252ZM187 254H184V257H186ZM193 254H194V252H193ZM196 254L197 253H195V255ZM234 254H236V252ZM190 255H192V253ZM229 255L227 254V256H229ZM210 256H207V257L209 258ZM176 257H179L180 259H176ZM196 257H194V258H196ZM230 257L231 256H229V258ZM238 257L235 256L236 259ZM173 258H175V261H172ZM208 258H206V259H208ZM213 258H209V262H210V259L213 260ZM233 258H234V256H233ZM254 258H255V256H254ZM256 258L259 261H256V262L254 261L255 262L254 264H264V254H259L258 253ZM230 259H232V258H230ZM190 260H192V259H190ZM215 261H217V260H215ZM237 261H239V260H237ZM197 262H199V261H197ZM226 262H228V261H226ZM226 262H225V264H226ZM246 262L249 263L250 261H248V259H247ZM218 263H216V264H218ZM192 264H194V263H192ZM204 264H206V262ZM238 264H240V263H238Z\"/></svg>",
    "mask_w": 264,
    "mask_h": 264
}]
</instances>
